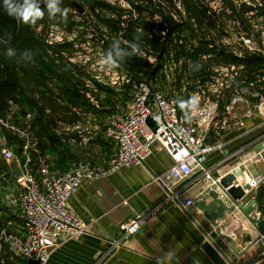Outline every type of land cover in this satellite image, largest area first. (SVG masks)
Segmentation results:
<instances>
[{
	"label": "built area",
	"instance_id": "2783aa9c",
	"mask_svg": "<svg viewBox=\"0 0 264 264\" xmlns=\"http://www.w3.org/2000/svg\"><path fill=\"white\" fill-rule=\"evenodd\" d=\"M242 2L248 5L253 3L254 10L250 13L255 21L254 29L263 33L264 25H259V22L264 21V0ZM123 40L131 49L129 53H132L130 44ZM219 41L224 48L231 44L221 38L215 44H219ZM239 41L233 39V43L237 42L239 47H232L229 54L240 61L247 55H262L263 65L258 67L260 70L249 73L244 63L215 62L212 61L215 56L208 54L204 58L210 64L209 77L197 79L192 87L184 88L190 98L195 96L198 101L194 109L188 110L190 118H184L172 98L153 90L147 82H132L128 73L121 77L118 74L112 77L109 73L99 74L96 77L98 81L105 82V77L111 81L112 86H118L120 82L119 86L126 88L132 82L133 87L132 92L124 95L122 108L108 116L104 127V140L114 149L107 168H98L80 161L72 164L65 172H51L46 164H41L34 171L32 154L37 152L34 116L31 112L24 115L20 107L11 103V110L16 108L14 114L0 116V162L7 167L6 172L0 174V202L8 212L20 219L22 235L11 230L12 221L8 220L5 225L0 217L3 225L0 228V258L4 249L2 257L6 255L12 260L20 259L22 264H47L59 242L87 233V226L68 205L80 187L122 168L143 165L155 146L161 147L173 161L168 173L172 183L178 184L197 172L207 173L205 165L209 158L225 148L221 142H209L211 133L227 126L229 129L245 126V121L237 120L232 127L225 119H220V104L223 101L230 100L226 106L228 112L243 103L250 108L246 118L252 117L254 113L264 118V37L259 45L252 37H239ZM145 50L140 49L138 54L145 57ZM90 85L88 82L87 86ZM149 119L151 124L148 123ZM21 123H24L22 128L19 126ZM66 130L70 131L69 128ZM7 134L23 140L21 150L8 141ZM12 159L21 171V180L13 175L7 164ZM158 180L164 184L163 178ZM250 186L254 189L264 187V180H253ZM165 187L167 201L182 209L198 202V199L183 201L182 195L173 187L166 184ZM144 221L143 216H136L122 224L120 230L125 237L135 235ZM114 245H119V242Z\"/></svg>",
	"mask_w": 264,
	"mask_h": 264
},
{
	"label": "rangeland",
	"instance_id": "374dc122",
	"mask_svg": "<svg viewBox=\"0 0 264 264\" xmlns=\"http://www.w3.org/2000/svg\"><path fill=\"white\" fill-rule=\"evenodd\" d=\"M242 1L65 0V3L61 4V7L70 9L66 20L62 19L59 15L50 18L45 10V20L30 27V32L33 33L32 41L36 42L33 43V46L37 42L42 45L40 47V55L43 56L47 63H52V67L54 68V75L52 77L50 75L46 76V87L51 92V95L48 96L55 101L56 106L61 111L58 110L57 113H54L45 105L38 92L34 95L32 94L33 96L30 94L39 107H42L44 104L46 112L43 122L48 123L51 127L49 136L40 134L39 125L34 123L37 117V105H33L34 110L31 113L34 116L33 129L37 140V152H33L32 154L33 170L37 171L41 164H46L51 172H65L69 170L72 164L80 161L88 162L95 166L102 165L107 158L105 159V156L100 153L101 149L107 148V150L111 151L113 148L103 137L107 118L111 113L117 112L118 109L122 108L123 98L133 91L132 82H147L153 90L172 98L185 118L186 112L189 113V108L182 109L180 102L187 101L190 97L184 88L188 89V87H192L197 79H202L197 78V75L201 72L198 70L201 68L200 64L202 66L208 65L207 59L204 57H207L208 54L215 56V54L221 52L238 60V58L228 52L232 47H239L236 44L237 42L233 43V39L239 41V37H252V40L256 41L258 45L263 40L264 32L262 33L261 30L254 29L255 21L250 13V11L254 10L253 3H251L252 5H248ZM102 3L122 10L124 12L122 21L129 19L135 21L137 24L136 32L139 36L144 35L143 29L145 27L148 33L153 36L151 37L152 46L145 44L144 41L140 43V49H146L145 57L139 54L132 56L134 59H140L147 64L145 69L147 75H144V77L143 73L135 72V68H130L129 59L134 60L133 58H124L120 54L122 51L127 53L131 51L124 43L123 30L114 34L105 25L101 24V20L96 17L95 13H100V15L105 16L109 20L115 21L118 19V14L109 15L103 12L99 8ZM92 8H97V11L93 14ZM262 11L264 12V9ZM166 17H169L184 28L179 34L175 35L176 37L171 44L166 45L167 49L162 55L161 62L159 56L162 52L157 51V49L155 50V46H163V37H166L168 29ZM259 25H264V21L259 22ZM122 26L126 27L125 22ZM21 28L18 34V47L19 45L24 46L28 38L26 36L28 30L26 25L24 24ZM240 33L241 35L239 36ZM219 38L226 42L230 41L231 44H228L230 46L225 44L227 47L224 48L221 41H219V44H215V41ZM202 44H205V47L210 52H203L199 57L195 56V53L201 48ZM210 45H213V47H210ZM109 55L118 63V66L113 67L101 63L102 61H106ZM261 56L247 55L245 59L253 57L262 59ZM195 58L196 60H194ZM213 60L214 58H212ZM226 63L229 64L231 62ZM161 65L162 67L154 76L155 78H148V72ZM247 69L250 71L249 73L260 70L256 66L247 67ZM107 73L110 74V77L115 74L121 77L128 73L132 82L129 87L121 88L119 86L120 82H118V86H112L110 84L111 81L105 79V77H103L105 82L96 80L99 74L101 76ZM60 77L71 79L77 86V89H79L78 91L83 98L78 105L68 103V99L63 97L61 92L62 84L57 82ZM88 82L91 84L89 87L87 86ZM124 91L126 94H124ZM13 111H16V108ZM13 111L10 107L9 113L14 114ZM7 119L10 121V116ZM16 122L18 121L16 120ZM19 126L22 128L24 123L19 124ZM93 126L97 127L96 132H93ZM76 127H79V129H75ZM67 128L70 131H67ZM53 133L58 135L62 139V142L69 143L68 149L76 157L65 162L63 169L62 165H59V151H57ZM18 141L20 145L16 144V147L17 149H21L23 140L19 138ZM40 144L48 147L44 153L39 148ZM34 154L35 158L33 159ZM0 217L2 219L1 222L5 225L8 220H16V216L8 212L1 202ZM17 219L19 218L17 217ZM4 254L5 250L3 249L2 255ZM2 255L0 264L6 262V255L4 257ZM13 261L22 264L20 259Z\"/></svg>",
	"mask_w": 264,
	"mask_h": 264
},
{
	"label": "crops",
	"instance_id": "0c3cea01",
	"mask_svg": "<svg viewBox=\"0 0 264 264\" xmlns=\"http://www.w3.org/2000/svg\"><path fill=\"white\" fill-rule=\"evenodd\" d=\"M229 103L227 99L220 104V119L232 127L237 120L245 121V126H227L211 133L209 142H221L225 148L209 158L207 173L197 172L178 184L172 183L168 173L173 161L155 146L143 165L125 167L84 184L68 205L87 226V233L59 242L47 264H215L203 249L209 239L234 264H244L255 257L256 246L237 257L233 246L218 235L220 231L232 238L237 252H241L259 237L256 224L264 220V187L250 186L253 180H264V118L257 113L246 118L250 108L243 103L228 112ZM96 130L93 126V132ZM260 145L263 149L256 152ZM100 153L107 160L96 167L107 168L114 149H101ZM216 174H235L233 185L243 189L246 197L241 201L226 197L218 188ZM158 178H163L164 184ZM165 184L180 193L183 201L198 202L186 209L168 202ZM216 189L227 206L237 203L235 211L217 220V227L198 208L200 201H209L208 192ZM139 215L145 220L140 231L125 237L120 226ZM12 222L11 230L21 236L22 222L17 217ZM117 242L119 245H114ZM169 252L173 253L170 261L165 258Z\"/></svg>",
	"mask_w": 264,
	"mask_h": 264
},
{
	"label": "trees",
	"instance_id": "16d2710c",
	"mask_svg": "<svg viewBox=\"0 0 264 264\" xmlns=\"http://www.w3.org/2000/svg\"><path fill=\"white\" fill-rule=\"evenodd\" d=\"M65 3V0H62V5ZM41 7H46L44 5V0H40ZM103 12L109 14V15H115L118 14L115 21L106 19L105 16L100 15V13H95L97 11V8H92V14L95 13L96 17L99 18L101 21V24L105 25L106 28L114 32V34H117L119 31L123 30V38L131 45L135 44L139 41H144L145 44L152 46L151 37H153L145 27L143 30L144 35L139 36L136 32V23L135 21H131L130 19L127 21H122V17L124 16V12L122 10H118L116 8L111 7L110 5H107L105 3L100 4L99 7ZM163 15V13H161ZM57 17V16H56ZM45 20L44 18L37 21L36 24L41 23ZM167 21V32L166 37H163L162 47L155 46V50L162 52L159 56L161 62H162V55L166 52L167 44H171L173 42V39L176 37L175 35L179 34L183 30V26L174 22L169 17H166ZM125 22L126 27L124 28L122 24ZM23 23L17 22L14 18L7 15L6 11L3 8V0H0V116L5 117L9 113V109L11 107V103L13 105H17L21 107L22 113L26 115V112H33L34 107L33 105H37L32 96L35 93H39L41 96V99L44 101L45 105L49 107L54 113H57L59 107L56 106L55 101H53L48 95H51V92H49L46 87L47 83V77L50 75L51 77L54 75L55 71L52 67V63H47L43 56L40 55V47L42 45L37 42L35 46H33V43H36L35 41H32L33 39V33L30 32L33 25H26V28H28L26 32V36L29 38L26 39V42L24 43V46L17 45L19 42L18 34ZM121 33V32H120ZM152 43V44H151ZM14 44V45H12ZM165 45V46H164ZM167 45V46H166ZM9 52V54H8ZM11 52V53H10ZM206 52L209 53L210 51L207 50L205 47V44L201 45V48L197 50L195 53V56H200L201 53ZM121 54V53H120ZM133 58V57H130ZM129 59V58H128ZM134 59V58H133ZM198 59V58H197ZM129 59L130 68H135V72L138 71L139 73H143V77L146 74V63L145 61L138 60V59ZM196 60V58L194 59ZM215 62H241L246 64L248 68H251L253 66L261 67L263 65V61L257 57L245 59V60H237L233 58L232 56L219 53L215 54L214 60ZM35 64V65H34ZM206 66V67H205ZM200 64V67L198 70L199 72L197 75V78H203L207 79L209 77L210 72L207 71L210 64L208 65ZM159 66L154 70H150L148 72V78L154 79L155 75L158 71H160ZM207 68V69H206ZM144 71V72H143ZM202 72L203 75H202ZM201 75V76H200ZM59 83H61L62 88L61 92L63 97L68 99V103L70 104H79V102L82 100V95L79 93V89H77V86L75 83L70 79H67L65 77L58 78ZM30 94L32 96H30ZM29 110V111H28ZM44 104L42 107H39L37 105V117L35 118L36 125H39L40 127V134L49 136L51 132V127L48 123L43 122L45 117V111ZM59 111V112H60ZM45 124V125H44ZM54 137V141L56 142L57 151H59V158L60 162L59 165L61 167L65 166V162L70 161L72 159H75V155L70 153L69 151V143L62 142L61 138L56 135L52 134ZM7 139L10 143L13 144H19V138L16 136H13L12 134H7ZM44 136V138H46ZM43 138V137H41ZM42 141V139H41ZM44 142V141H42ZM41 152H45L48 147L43 146V144H40L39 146ZM21 150V149H20ZM35 158V154L33 156V159ZM7 167L4 163L0 162V174L3 172H6ZM7 212V211H6ZM2 224L0 223V228H2ZM9 256H5L6 262L4 264H14L13 261H10Z\"/></svg>",
	"mask_w": 264,
	"mask_h": 264
},
{
	"label": "water",
	"instance_id": "95a60500",
	"mask_svg": "<svg viewBox=\"0 0 264 264\" xmlns=\"http://www.w3.org/2000/svg\"><path fill=\"white\" fill-rule=\"evenodd\" d=\"M148 123L151 124L150 119L148 120ZM262 149L263 146L260 145V147L256 149V152H259ZM7 164L13 175L19 180H21L22 174L17 165V162L12 159L8 160ZM214 178H219V181L217 183L218 188L222 189L223 194L226 197H231V199L234 201H241L246 197L243 189L234 187L233 185V182L236 180L235 174H230L225 177H220L218 174H216L214 175ZM217 190L218 189L211 190L208 192L207 199H209V201H200L198 203L199 210L204 213L206 219L210 221V223L215 227L218 226L217 220L223 218L227 212L235 211L237 205V203L234 202L231 206H227L220 198V195ZM256 228L260 232L259 237L249 243L247 247L241 252H237L232 238L223 235L220 231L218 232V235L222 239L228 241L233 246L232 251L237 255V257H243L251 248L256 246L255 257L247 259L246 263L244 264H264V244L262 242V238L264 239V220L257 223ZM203 249L215 264H234L210 239L204 244Z\"/></svg>",
	"mask_w": 264,
	"mask_h": 264
},
{
	"label": "clouds",
	"instance_id": "9594fccd",
	"mask_svg": "<svg viewBox=\"0 0 264 264\" xmlns=\"http://www.w3.org/2000/svg\"><path fill=\"white\" fill-rule=\"evenodd\" d=\"M62 0H44V5L46 7L42 8L40 0H3V8L7 15L14 18L17 22L26 25H36L37 21L44 18L45 10L50 18L59 15L62 19L66 20L70 12L69 8L61 7ZM132 48V53L121 52L124 58H130L136 55L140 51L139 41L135 44L130 45ZM101 63L107 64L109 66H118V63L113 60V57L109 55L106 61ZM197 98L195 96L191 97L187 101H181L180 107L194 109L197 106ZM186 118H190L188 113L185 114ZM173 253L169 252L166 254V259L171 260Z\"/></svg>",
	"mask_w": 264,
	"mask_h": 264
}]
</instances>
